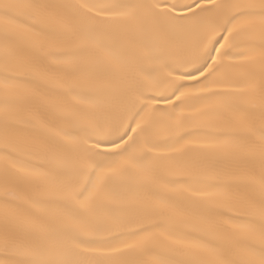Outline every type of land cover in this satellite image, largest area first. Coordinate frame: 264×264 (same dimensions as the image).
I'll use <instances>...</instances> for the list:
<instances>
[{
    "label": "snow or ice",
    "instance_id": "1",
    "mask_svg": "<svg viewBox=\"0 0 264 264\" xmlns=\"http://www.w3.org/2000/svg\"><path fill=\"white\" fill-rule=\"evenodd\" d=\"M0 264H264V0H0Z\"/></svg>",
    "mask_w": 264,
    "mask_h": 264
}]
</instances>
